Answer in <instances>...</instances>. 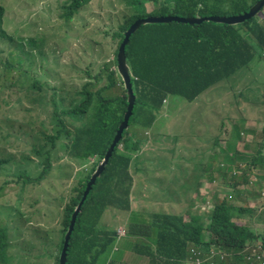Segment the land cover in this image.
Instances as JSON below:
<instances>
[{
    "label": "trees",
    "instance_id": "16d2710c",
    "mask_svg": "<svg viewBox=\"0 0 264 264\" xmlns=\"http://www.w3.org/2000/svg\"><path fill=\"white\" fill-rule=\"evenodd\" d=\"M90 1L68 0L62 5L64 16L70 21L71 16ZM257 1L121 0L124 13L115 33L119 41L112 61H104L96 70L92 64H88L75 75L76 64L64 63L69 72L66 78L54 75L43 81L37 75L32 76L31 71L23 68L20 57L22 48L20 54L16 55V64L10 61V51H7V59L0 61V89L15 88V91L7 94L14 95L20 104L24 100L29 106L25 111L30 113L35 103L42 110V118L38 120L41 130L37 132L38 139L32 147L37 157V162L33 164L35 169L31 173L16 175L11 186L18 187L16 193L23 192L26 185L40 184L49 178L69 180L73 176V165L80 169L66 199H59L60 204L64 203L61 210L60 205L53 206L57 209L56 214L50 210L49 219L60 221L57 231L50 227V223L38 224L31 228V237L23 241L22 248L11 252L9 226L5 214L0 212L4 219L0 221V264L13 261L28 264L30 258L40 260L43 257L52 260V264H58L71 215L126 111L127 95L116 72V55L128 27L134 21L149 16L190 18L241 15ZM2 15L3 8L0 6V39L9 48L14 39L2 30ZM263 17L264 5L253 18L238 25L212 22L195 25L174 22L149 24L139 27L130 37L125 47V59L135 97L132 115L128 128L122 133L121 140L77 215L68 244L66 264H132L122 259V248L116 246L119 238L117 229L103 224L108 210L126 213L123 235L137 239L129 250L145 258L146 264L264 262V211H257L258 207H244L235 199H227L229 196L235 197L234 192L241 194L245 191L242 182L246 183L249 174L264 179V142L259 141L254 149L248 148L243 152L230 148L231 154H257L246 156L244 161L238 160L235 164L238 175L225 165L227 171L231 172L232 181L227 184V187H233L230 195L218 199L215 193L209 203L205 195L198 194L196 188L201 181L197 174L204 178V171L199 169H205L206 175L208 170H213L209 159L212 154L207 157L202 153L193 154L190 160L192 167L185 169L180 176L178 190H171L180 192L183 206H178L176 211L173 206H168L161 208L166 211L147 213L138 206L132 209L134 177L131 173L132 164L135 171L138 169L136 165L147 137L130 132L135 128L149 132L150 143L161 144L165 139H160L161 134L155 124L168 98L179 97L191 103L204 92L218 87L220 82L246 74L241 71L248 68L256 56V50L264 54ZM19 45L38 61L42 59L43 43L40 37L22 40ZM52 63L53 67L60 66V57L54 55ZM12 72L14 77L8 82L5 74ZM76 77L79 84L74 83ZM9 100L10 97L0 91V105H8ZM55 151H59L61 156L54 157ZM6 162L7 159H0V168ZM87 164L89 168H86ZM217 172L222 173L220 169ZM212 179L214 183L213 176ZM7 184L0 186V196ZM263 184L258 186L261 193ZM214 189L216 192L222 190ZM249 189L250 186L247 191ZM259 192L252 195L260 196ZM197 201L209 204L201 207L196 204ZM201 208L208 211L201 212ZM203 232H206V236ZM20 238L14 236V239Z\"/></svg>",
    "mask_w": 264,
    "mask_h": 264
},
{
    "label": "rangeland",
    "instance_id": "374dc122",
    "mask_svg": "<svg viewBox=\"0 0 264 264\" xmlns=\"http://www.w3.org/2000/svg\"><path fill=\"white\" fill-rule=\"evenodd\" d=\"M66 1L68 0H0L3 8L1 28L14 39L9 48L0 39V61L4 62L7 51H10L9 59L16 64V55L20 54L19 50L22 48L20 57L24 70L31 71L32 76L37 75L43 81L54 75L66 78L69 72L63 66L64 63L76 64L75 75L88 64H92L96 70L104 61H112L119 41L115 33L124 13L121 0H91L71 16L70 21L66 19L61 8ZM39 37L43 43V57L38 61L19 44L22 40ZM54 55L60 57V66L53 67ZM241 72L246 74L220 82L218 87L204 92L191 103L179 97H170L164 103L155 126L161 134L160 139L165 140L161 144L145 145L143 156L136 165V175L132 168L136 183L133 187L135 205H132V209L135 210L138 206L140 210L150 213L166 211L161 208L166 209L168 206H173L175 211L178 206L182 207L183 198L180 192H174L175 189L171 191L177 185L170 184L162 188L156 183V179L172 176L167 167L172 171L177 170L179 174L190 169L193 154H212L209 159L212 161L213 170H208L207 176L211 173L214 177L213 189L211 191L208 187H203L202 190V195L207 197L209 203L215 193L218 199L231 194L233 187H227L232 181L231 172L227 171L226 166L238 175L239 172L235 171L238 160L244 161L246 156L257 154H231L230 148L243 152L248 151V148L254 149L259 141L264 142V54L261 55L256 50L255 58ZM12 74L14 72L5 74L8 82L13 79ZM74 83L79 84L77 77ZM15 90L0 89L6 97H10L8 105H0V135L3 136L0 142V159H7L0 168V186L8 183L0 196V212L5 214L9 226L11 252L22 248L23 241L31 237V228L38 224L50 223V227L57 231L60 221L49 219L50 210L57 213L54 205H60L61 210L64 203L60 204L59 199H66L80 169L73 165V176L69 180L49 178L40 184L26 185L23 192L16 193L18 187L11 186L15 176L21 172L31 173L35 169L33 164L37 162V157L33 154L32 147L38 139L37 132L41 130L38 120L42 118V110L35 103L31 106L30 113L25 111L29 106L24 100L20 104L14 99V95L7 94ZM135 129L130 132L139 137L146 136V131ZM220 152L222 153L219 154ZM53 156H61V153L55 151ZM86 168H89V164ZM219 169L221 174L217 172ZM263 182L264 179L249 174L246 183L242 182L245 191L241 194L234 192L235 197L229 196L227 199H235L244 207H258L257 211H264V184L262 193L258 189ZM214 187L222 189L221 192H216ZM258 192L260 196L252 195ZM209 203L197 201L196 204L203 207ZM206 210L208 211L201 208V212ZM126 217V213L108 210L103 224L117 230L124 229ZM0 221H4L1 216ZM203 233L206 236V232ZM14 236L21 238L14 239ZM136 241L137 239L120 234L116 246L122 248L124 261L146 264L145 258L134 255L129 250ZM9 264L17 263L13 261ZM28 264H52V260L47 257L40 260L30 258Z\"/></svg>",
    "mask_w": 264,
    "mask_h": 264
},
{
    "label": "water",
    "instance_id": "95a60500",
    "mask_svg": "<svg viewBox=\"0 0 264 264\" xmlns=\"http://www.w3.org/2000/svg\"><path fill=\"white\" fill-rule=\"evenodd\" d=\"M263 5H264V0H258L254 5L251 6L248 12L241 14V15H236V16H210V17H190V18H183V17H177V16H149V17L141 18V19L134 21L128 27V29L124 32L123 40L118 48V52L116 55V72L121 82L123 83V88L126 91V95H127L126 111L123 115V120L118 125L115 135L104 157L99 161L96 168L92 172L88 182L86 183V187L82 194V198L77 204V206L75 207L71 215L69 225L63 236L62 248L59 253L58 264H66L68 244H69L72 232L74 230V225L76 222L77 215L85 199L87 198V195L89 194L92 186L95 184L96 179L101 175L106 164L111 158V155L114 151L115 146L121 140L122 133L128 128V122L132 115L134 101H135V97H134L132 85H131V80H130V74H129V70L127 67L126 59H125V47L127 46L129 42L130 36L133 35L139 29V27L149 25V24H169V23L174 22V23H179V24L195 25V24H201L204 22H212L215 24L238 25V24H242L243 22L253 18L256 15V13L261 10Z\"/></svg>",
    "mask_w": 264,
    "mask_h": 264
},
{
    "label": "crops",
    "instance_id": "0c3cea01",
    "mask_svg": "<svg viewBox=\"0 0 264 264\" xmlns=\"http://www.w3.org/2000/svg\"><path fill=\"white\" fill-rule=\"evenodd\" d=\"M149 135H150V133L149 132H146V136H144V137H147V142L145 143V145H148L150 143V140H149L150 136ZM163 135H164V133H163ZM161 139H163V138H161ZM145 145L142 148V151H141V153L139 155L138 161L143 156L142 153H143V149H144ZM204 157H207V155H205ZM137 164H138V162H137ZM133 165L134 164H132V166H131V173H132V175H133L132 168H134ZM167 170H169V171L172 172V176L171 177H169V176H167V177L166 176H162L161 179H159L157 177L156 183L160 187H162V188H164L165 186L170 185V184H176L177 186L174 187L173 189L178 190L177 187L181 184L180 176H182L184 170L180 174H179V172H177V170L172 171L168 167H167ZM201 170L204 171L205 177L202 178L200 175L198 177V179H200V181H201V183L196 188L198 190V194H202L203 187H208L211 191L213 189V179H212L211 173H210V176L206 178V176H207L206 175V170L205 169H199V171H201ZM137 171H138V169H136L135 175L137 174ZM135 175H134L133 187H135V185H136V183H135ZM159 176H161V175H159ZM133 190H134V188H133ZM134 201H135V195H134V192H132V205H135L134 204ZM125 222H126V220H125ZM121 229H123V228H119L117 231H119Z\"/></svg>",
    "mask_w": 264,
    "mask_h": 264
},
{
    "label": "clouds",
    "instance_id": "9594fccd",
    "mask_svg": "<svg viewBox=\"0 0 264 264\" xmlns=\"http://www.w3.org/2000/svg\"><path fill=\"white\" fill-rule=\"evenodd\" d=\"M66 2H67V1H66ZM66 2H65V3H66ZM65 3H64V4H65ZM62 5H63V4H62ZM62 5H61V8H62ZM263 18H264V17H263ZM263 18H262V20H261V23L263 22V24H264V20H263ZM123 35H124V34H123ZM131 36H132V35H131ZM131 36H130V37H131ZM129 39H130V38H129ZM122 40H123V39H122ZM121 42H122V41H121ZM117 52H118V50H117ZM118 234H119V235H120V234L123 235V231H122V232H119V231H118Z\"/></svg>",
    "mask_w": 264,
    "mask_h": 264
},
{
    "label": "built area",
    "instance_id": "2783aa9c",
    "mask_svg": "<svg viewBox=\"0 0 264 264\" xmlns=\"http://www.w3.org/2000/svg\"><path fill=\"white\" fill-rule=\"evenodd\" d=\"M262 264H264V262H262Z\"/></svg>",
    "mask_w": 264,
    "mask_h": 264
}]
</instances>
